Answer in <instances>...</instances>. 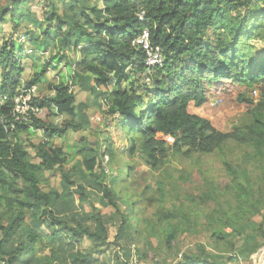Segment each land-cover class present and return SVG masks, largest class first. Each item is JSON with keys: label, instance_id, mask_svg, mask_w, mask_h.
<instances>
[{"label": "trees", "instance_id": "1", "mask_svg": "<svg viewBox=\"0 0 264 264\" xmlns=\"http://www.w3.org/2000/svg\"><path fill=\"white\" fill-rule=\"evenodd\" d=\"M0 2L2 264H58L67 259L74 264H93L91 253L71 252L84 238L96 246L108 240L107 224L98 213H77L71 207L69 210L75 196L81 204L91 202L85 185L120 215L116 244L129 252L133 243L142 241L144 247L137 250L142 258H147V251L153 249L148 235L158 236L173 250L179 235L192 232V225H201L200 214L207 219L204 230L209 249L201 247L200 253H183L178 261L164 264H230L231 257L217 259L209 251H240L242 245L238 247L236 241L247 236L244 226L256 218L261 219L257 237L244 244L247 242L245 246L251 252L264 246V239L258 237L264 234V195L251 190L248 173L235 171L228 161L223 163L229 185L220 192L211 190L209 195L201 196L199 204L191 200L193 205L210 204L212 208L186 209L184 201H173L169 207L171 196L164 180H159L153 190L158 209L149 219L144 217L148 207L137 209L144 201L129 203L130 209L142 216L137 221L141 224L133 226L132 217L123 209L129 191L121 178L124 174L132 177L133 167H121L119 175L107 182L103 160L108 155L114 159L117 151L109 137L102 139L107 143L105 153L101 152V140L94 144L82 139L81 148L74 153L72 148L68 152L53 145L55 138L92 128L89 107L77 104L78 89L100 101L99 107L107 109L104 115L108 114L114 120L112 124L126 134L130 145L123 154L140 157L153 171L161 170L171 157L223 154L225 146L234 143L244 149L246 161L254 165L264 185V48L253 44H264V0ZM31 4L41 9V16L32 11ZM141 12H145L143 21L139 18ZM5 25H10L11 31L7 39L3 36ZM145 30L151 45L162 49L164 59L162 67L153 70L150 85L145 82L146 55L133 45ZM24 36L31 38L20 42ZM27 43L34 52L49 54L48 63L34 76L25 70ZM63 61L69 76L48 85L53 95L33 100L43 113H48L47 119L32 117L30 123L16 122L12 129L16 96L42 85L48 70L58 69ZM221 83L262 88L260 102L251 111L250 119L230 132L217 130L208 118L192 109H201L211 88ZM240 100L253 104L243 95ZM62 115L67 119L61 125L49 122L51 116ZM39 130L45 141L31 145L39 159L36 162L21 136ZM73 158L76 163L69 168ZM47 172L59 178L61 191L48 187ZM120 185L123 186L119 188ZM124 194L125 200L121 196ZM92 209L96 210L94 206ZM90 223L96 225L97 231L91 230ZM45 226L54 229L50 239L58 242L59 251L68 252L66 257L55 256L57 252L48 249L47 238L40 231ZM128 239L131 245L126 247L123 243ZM41 249L47 255L37 261Z\"/></svg>", "mask_w": 264, "mask_h": 264}, {"label": "rangeland", "instance_id": "2", "mask_svg": "<svg viewBox=\"0 0 264 264\" xmlns=\"http://www.w3.org/2000/svg\"><path fill=\"white\" fill-rule=\"evenodd\" d=\"M245 1V0H244ZM102 4V3H101ZM100 4V5H101ZM3 5L0 2V7ZM32 5V11L38 16H41V9L37 6ZM61 6V4H60ZM8 23L7 21L5 22ZM28 27H31L29 25ZM6 31L3 33V36L7 39L11 34L10 25H5ZM30 36L21 37L20 42L29 40ZM17 39V38H15ZM259 48H264V44L261 42H253ZM25 52L27 51V67L25 68L27 75L34 76L38 73L39 69L45 67L48 63L49 54L45 55V52H33L29 43L25 44ZM36 54V55H35ZM68 76H69V71ZM61 76H67L65 69H49L46 77L47 80H42V85L35 86V95L37 97H44L48 95H53L49 90L50 83H58ZM261 86H257L256 89H248L244 87H235L230 83H221L214 85L209 93L207 103L201 108L197 109L193 107V111L200 116L208 118L213 126L222 132H230L236 127L245 124L251 117V111L258 105L260 102V92ZM252 101L253 104H248L246 101L243 102L240 100L241 96ZM75 96L77 104L85 103L88 108V115L91 118L92 128L88 131H81L78 133L70 132L65 138H55L53 139V145L55 147H62L64 150L69 152V149L81 148L83 144L82 139H89L90 142L94 144L101 140L103 149L102 153H105L106 142H103V136H108L113 147L117 150L114 159H110V156H106L103 160L105 163L106 158L108 162L103 164L105 170L108 173V180L117 177L119 175V169L121 167L132 166V177L128 174L121 176L122 181H126V186L128 188V195H121L122 199L125 200L128 196V199L125 200V213L130 215V217H136V219L131 218L133 226L140 225V221L137 222L142 216L141 213L135 210L130 209L129 203L132 201H144L145 204L140 203V208L137 209H148L146 210V215L148 219L157 212V205L154 204V199L157 194L153 191L156 189L157 181L164 180L166 184V189L171 196L169 207L173 204V201L177 204L184 201L185 208H193L194 210L197 207L203 211H207L208 208H212L209 205H193L191 200L196 201L199 204V198L204 195H209L211 190L213 193L220 192L222 189L226 188L229 185V177L224 166V161L232 166V168L237 170H245L250 179V188L258 195H264V185L260 181L259 172L256 170L253 164L248 163L244 156V149L239 148L234 143H228L223 154L215 153L211 156H194L191 158L186 157H171L170 161L159 171H153L148 165H146L140 157H130L127 154H123L122 151L129 148L130 142L126 134L121 130L120 127L112 124L111 117L107 114L104 115L105 108L99 107L100 101H96L94 97L85 92H80L78 89L75 91ZM106 113V112H105ZM48 113H42L38 116L39 119L45 121L47 119ZM107 117V119L105 118ZM49 118V117H48ZM67 119L66 116H51L49 122L55 125H61ZM24 144L30 152V156L33 157V160L38 162L39 159L36 157L35 150L31 145H38L39 143L45 141L44 134L41 130L36 131L32 134H23L21 136ZM93 148H96L95 146ZM77 159V156H76ZM102 161V159H101ZM76 163V160L73 158L70 161L69 168H71ZM98 170V169H97ZM99 171V170H98ZM48 178V187L51 189H56L61 191L59 184V178L55 175H51L49 172L46 173ZM244 179V178H243ZM243 181V180H241ZM248 182V181H247ZM249 183V182H248ZM124 184V185H125ZM123 185H120L121 188ZM88 195H90L91 202L81 204L78 197L75 196L73 202L70 203L69 210L71 208L77 213H88L93 212L94 214L98 213L101 218L104 219L108 228L107 242L101 244V246L93 245L92 241L84 238L81 245L75 247V250L71 252L80 251L84 254L91 253L94 263L93 264H164L170 262L178 261L183 253H200L201 247L208 248L207 234L204 230L207 223V219L200 214V223L198 227L191 228L193 229L190 233H185L179 235L177 238L175 247L173 250L168 249L165 241L161 240L158 236L148 235L152 244V248L147 251V258H142L138 254V248H142L143 242L137 241L130 244V240L127 243H123L126 247L131 245L129 252L123 251V248L119 247L116 244L117 234L119 227L121 225L122 219L117 212L111 207H107L100 200V196L93 192L91 188L87 187ZM147 189V190H146ZM147 191V192H146ZM145 192V194H144ZM183 196H186L185 200ZM150 198H153V202H150ZM187 199H190L189 201ZM138 203V204H139ZM153 203V205H152ZM92 206L96 210L92 209ZM71 207V208H70ZM141 211V210H140ZM72 213V212H71ZM69 214V213H68ZM260 218H256L247 225L244 226L247 236L243 238H238L236 241L238 247L241 245V250L238 252L226 251V253H216L209 251L214 258H228L231 257L233 260L229 262L230 264H264V246H261L257 251L251 252V250L246 248L247 242H253L257 237V232L259 229ZM137 223V224H136ZM92 231H97L95 224L90 223ZM53 228L48 226L43 227L40 231L47 238L48 249L57 252V255L60 258L66 257L68 252H63L58 250V242L50 239V234L53 232ZM259 240L263 241L264 234L258 235ZM247 241L244 244V241ZM146 238L144 239V243ZM209 249V248H208ZM97 251H104L103 254H99ZM47 252H44L41 249V252L37 253V261H41L42 258H45ZM0 264H2L0 260ZM48 264V263H46ZM58 264H74L71 259H67L65 262L58 261Z\"/></svg>", "mask_w": 264, "mask_h": 264}, {"label": "built area", "instance_id": "3", "mask_svg": "<svg viewBox=\"0 0 264 264\" xmlns=\"http://www.w3.org/2000/svg\"><path fill=\"white\" fill-rule=\"evenodd\" d=\"M144 16L145 12H141L139 14V18L141 21H143ZM133 45L141 48L146 55V66L148 71L145 76V82L150 85L153 70L157 67H162L163 65V51L160 47H153L151 45L149 32L147 30L144 31L143 35L139 39L134 41ZM35 98H37V96L35 95L34 87L31 90L27 91L25 94L21 93L16 96L14 101V111L12 112V121L10 122L12 129L15 128L16 122L30 123L32 117H38L42 114L43 110L38 108L33 103V100ZM106 162H108V158H106L105 163ZM107 170L108 169L105 170L106 173Z\"/></svg>", "mask_w": 264, "mask_h": 264}, {"label": "crops", "instance_id": "4", "mask_svg": "<svg viewBox=\"0 0 264 264\" xmlns=\"http://www.w3.org/2000/svg\"><path fill=\"white\" fill-rule=\"evenodd\" d=\"M24 41H25V39H24ZM23 41V42H24ZM34 52V51H33ZM36 53V52H35ZM47 53H45V55H46ZM36 55V54H35ZM61 69H65V71H66V74H67V76H68V72H67V70H68V68H67V64H66V62L65 61H63V62H61V64L59 65V68H58V70H61ZM43 113V112H42Z\"/></svg>", "mask_w": 264, "mask_h": 264}]
</instances>
